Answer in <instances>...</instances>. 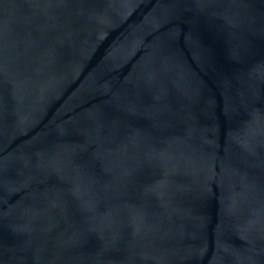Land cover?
<instances>
[{
    "label": "water",
    "instance_id": "water-1",
    "mask_svg": "<svg viewBox=\"0 0 264 264\" xmlns=\"http://www.w3.org/2000/svg\"><path fill=\"white\" fill-rule=\"evenodd\" d=\"M0 264H264V0H0Z\"/></svg>",
    "mask_w": 264,
    "mask_h": 264
}]
</instances>
